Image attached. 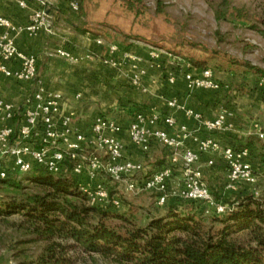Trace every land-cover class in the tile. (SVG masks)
<instances>
[{
  "label": "built area",
  "instance_id": "built-area-1",
  "mask_svg": "<svg viewBox=\"0 0 264 264\" xmlns=\"http://www.w3.org/2000/svg\"><path fill=\"white\" fill-rule=\"evenodd\" d=\"M11 1L20 9H27L30 4L35 9L24 25L0 16V73L18 83L35 84L37 90L26 100L21 112L0 100V112L8 122L0 128V178L40 169L65 176L69 173L68 164L72 163L71 174L81 182L91 206L121 209V201L114 195L113 187L124 184L133 196L151 193L160 207L175 199L201 205L205 215L224 216L231 213L235 205L218 200L210 184V176L223 167L226 172L224 190L229 195L225 198L230 199L233 194L244 190L259 196L256 187L259 176L264 174V166L254 163L249 148L225 145L216 138L217 134L236 130L233 109L224 108L215 117L207 118L177 99L168 100L167 107L193 120L198 127L196 131L180 124L170 114L138 111L132 115L127 127L114 114H100L92 126L95 147L93 152L89 151L88 136L75 125L74 115L63 113V96L46 90L39 78L36 56L20 51L15 40L16 36L31 37L49 30V10L64 0ZM67 4L71 14H78L79 6L74 0ZM96 43L106 46L107 56L102 59L105 67L127 73L135 89L148 92L143 84L146 72L141 67L139 56L116 43L106 44L102 39H97ZM55 55L71 63L80 62L79 57L63 48L57 49ZM85 57L94 59L93 54ZM163 58L170 62V67L165 69L170 85H174L181 76L192 94L201 90L218 95L231 91L229 85L217 79L214 71L194 72L179 56L152 46L149 48V68H160ZM260 86L264 87V78ZM18 114L19 122L13 123ZM254 130L264 141V128L255 124ZM124 133L145 155L158 148L168 150V163L159 171L150 172L145 164L126 159L121 138Z\"/></svg>",
  "mask_w": 264,
  "mask_h": 264
},
{
  "label": "trees",
  "instance_id": "trees-1",
  "mask_svg": "<svg viewBox=\"0 0 264 264\" xmlns=\"http://www.w3.org/2000/svg\"><path fill=\"white\" fill-rule=\"evenodd\" d=\"M77 29L90 33L79 24ZM174 55L194 69L214 71ZM247 66L251 73L264 77L263 70ZM245 147L254 155L253 144ZM68 165L65 176L41 169L23 174L39 190L36 193L27 192L23 183L11 177L0 178V218L23 216L35 240L46 243L35 264H76L77 258L69 255L71 251L93 263L100 258L108 264H264V207L253 193L244 190L224 199L235 209L224 216L210 215L212 224L220 225L217 230L206 227L201 205L177 200L165 206V215L138 227L119 209L75 203L88 202V197L71 174L72 163ZM257 165L263 167L264 160ZM184 204L193 210L181 211Z\"/></svg>",
  "mask_w": 264,
  "mask_h": 264
},
{
  "label": "rangeland",
  "instance_id": "rangeland-1",
  "mask_svg": "<svg viewBox=\"0 0 264 264\" xmlns=\"http://www.w3.org/2000/svg\"><path fill=\"white\" fill-rule=\"evenodd\" d=\"M74 1L79 6V12L70 13L69 16H73L80 27H86L89 34L124 48L139 43L149 44L164 52L192 59L202 68L213 69L219 81L231 89L228 93H222L223 102L219 106L233 109L234 102L231 104L229 99L235 92L240 98L251 92H258L264 97V87L260 86L264 77L251 73L247 66L264 71V0ZM65 21L70 20L66 18ZM232 77L244 82H231ZM251 77L253 79L250 80ZM254 78L257 87L256 82H252ZM248 79L249 86L245 84ZM260 103L262 107L251 110L249 115L264 127V101ZM27 176L10 177L14 182L23 183L27 192H38L27 181ZM210 184L220 201L229 196L224 190V177L217 179L219 191H216L212 181ZM113 188L114 195L119 197L122 204L119 213L128 215L138 227H145L151 219L165 215V207L158 206L151 193L133 196L127 192L124 184ZM256 188L259 193L257 198L264 207V174L259 176ZM74 202L89 206L86 201ZM192 210L188 204L181 209ZM203 220L207 228H220L219 224H212L210 215L204 214ZM35 239L23 216L16 214L7 219L0 218V264H35L46 247L45 242ZM69 255L77 258L76 264H108L100 258L93 263L87 257H78L75 251L69 252Z\"/></svg>",
  "mask_w": 264,
  "mask_h": 264
},
{
  "label": "crops",
  "instance_id": "crops-1",
  "mask_svg": "<svg viewBox=\"0 0 264 264\" xmlns=\"http://www.w3.org/2000/svg\"><path fill=\"white\" fill-rule=\"evenodd\" d=\"M34 9L33 4H30L27 9H20L11 0H0V16L9 18L20 25L29 22ZM69 15L67 3L56 4L49 10L51 24L49 30H43L31 37L16 36L15 40L20 51L36 56L39 78L46 90L63 96V113L74 115L75 125L88 136L89 151L93 152L95 147L92 126L100 114H114L125 127L128 126L132 115L138 111L170 114L180 124H185L191 131H196L198 127L193 120L186 118L182 112L167 107L168 100L177 99L182 105L202 113L207 118L215 117L222 108L224 109L219 106L223 102L222 95L204 90L192 94L186 88L181 76L174 85H170L165 77V69L170 67V62L166 58L162 59L160 68H149L147 62L151 47L149 44L139 43V45L125 47L142 59L141 67L146 72L143 84L148 92L142 93L135 89L127 73L122 74L103 65L102 59L107 56L106 46H98L97 39L88 33H80L75 18ZM66 18L70 21H65ZM105 43L107 44L106 41ZM59 48L79 57L80 62L71 63L55 55ZM87 54H93L94 59H86ZM192 71L195 72L197 69L192 68ZM216 77L219 79L218 75ZM234 78L230 79L231 82H244L238 81L237 77ZM245 82L248 85L249 79ZM252 82H256L255 86H258L255 78ZM36 90L35 84L18 83L0 73V100L13 105L19 112ZM238 96L240 95L235 92L229 99L231 104L234 102L233 105H235L233 110L236 113V130L233 133L217 134L216 138L223 144L236 148L253 144V160L257 164L259 160H264V141L258 138L254 130V125H260V121H256L249 114L251 110L262 107L263 104L260 102L264 101V97L258 92H251L243 98ZM3 118L4 115L0 112V128L8 124ZM19 119L18 114L13 123H18ZM121 138L125 158L145 164L150 172L159 171L168 163L170 157L168 150L158 148L152 154L145 155L131 143L127 133H124ZM225 176L223 167L210 176L217 191H219L217 179ZM175 201L170 199L168 204L172 205Z\"/></svg>",
  "mask_w": 264,
  "mask_h": 264
}]
</instances>
